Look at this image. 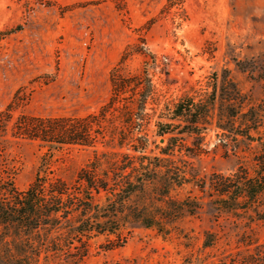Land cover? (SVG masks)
<instances>
[{"label": "rangeland", "instance_id": "rangeland-1", "mask_svg": "<svg viewBox=\"0 0 264 264\" xmlns=\"http://www.w3.org/2000/svg\"><path fill=\"white\" fill-rule=\"evenodd\" d=\"M38 117L68 118L77 139L48 151L25 126ZM263 153L264 0H0V185L27 189L46 154L69 203L98 218L29 250L34 264H242L264 251V194L210 182L257 183ZM142 160L161 177L134 201L164 228L114 234L100 225L114 193L90 181L114 186Z\"/></svg>", "mask_w": 264, "mask_h": 264}, {"label": "trees", "instance_id": "trees-1", "mask_svg": "<svg viewBox=\"0 0 264 264\" xmlns=\"http://www.w3.org/2000/svg\"><path fill=\"white\" fill-rule=\"evenodd\" d=\"M25 126L30 133H33V138L38 139L42 146L47 147L50 152H55L67 145L72 133L74 139H77L76 135L80 131L79 126L70 129L69 120L66 117L28 119ZM258 161L261 174L256 179L257 183H253L246 175H237V178L221 176L218 180L212 179L211 187L219 195L227 194L233 189L243 188L247 200L255 202V199L264 194V153L260 155ZM157 167L152 168L150 162L142 160L139 164L132 166L129 172L118 170L114 173L116 178L114 186H109V184L99 186L90 181L92 191L94 189L97 194L101 189L106 193H114V221L112 218L101 220L100 225L105 226L108 221L113 222L114 234L127 226L156 228L160 232L163 230L162 214H147L148 203L145 201L135 203L134 201L135 197L148 190L151 179L161 177L157 172ZM51 169V160L47 159L45 154L41 159L35 180L27 189L20 190L12 182L8 184L3 181L1 183L0 264H34V256L30 255L29 250L36 248L35 253L39 254L42 248L50 251L45 247L46 244L53 243L55 236L59 234H66L72 238L94 230L89 225L92 224L91 221L94 223L98 221V218H84L83 210L80 208L82 202L78 203L79 205L72 203L73 201L69 203L68 196L71 194L66 189V183L61 178H56L55 175L50 176L53 174ZM148 173L151 176H148ZM49 185H52L51 188L54 189L49 190L47 188ZM92 191H89L88 195L91 196ZM171 204L174 205L173 208H179L180 211H185L188 207L186 202L175 201ZM122 209L128 210L129 213L119 216L117 213L123 211ZM158 211H161V208H158ZM262 218L264 219L263 216ZM175 219V217L172 218L171 222ZM10 229H13V232L8 234ZM42 231L47 234V238L36 241L35 235L42 234ZM35 244H37L36 247ZM20 251H23V254ZM242 264H264V251L257 250L247 254Z\"/></svg>", "mask_w": 264, "mask_h": 264}]
</instances>
